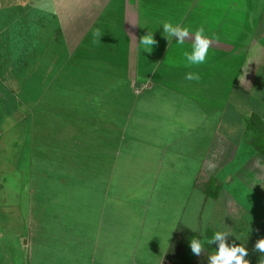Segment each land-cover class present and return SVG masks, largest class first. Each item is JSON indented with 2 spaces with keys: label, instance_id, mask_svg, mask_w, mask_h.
Here are the masks:
<instances>
[{
  "label": "crops",
  "instance_id": "obj_1",
  "mask_svg": "<svg viewBox=\"0 0 264 264\" xmlns=\"http://www.w3.org/2000/svg\"><path fill=\"white\" fill-rule=\"evenodd\" d=\"M2 1L0 162H9L0 163V236L11 214L20 225L15 242L31 234L24 249L50 243L62 226L76 237L70 264H97V251L109 249L99 255L108 264L110 241L128 240L120 226L130 207L158 205L157 193L173 192L180 209L194 193L203 208L202 186L230 177L213 201L219 210L238 193L232 174L221 177L235 161L237 172L264 178V154L254 147L264 135V0ZM35 1L48 2L62 37L49 68L51 45L29 47L37 23L24 15ZM22 22L28 29L14 43L12 27ZM164 22L203 26L213 41L206 62L186 67L191 41L169 43ZM148 31L157 41L150 52L139 44ZM5 48L17 57H4ZM189 72L199 81L185 79ZM15 175L18 194L8 199L4 181ZM252 187L255 201L264 198L256 180ZM9 247L13 259L3 264H16Z\"/></svg>",
  "mask_w": 264,
  "mask_h": 264
},
{
  "label": "rangeland",
  "instance_id": "obj_2",
  "mask_svg": "<svg viewBox=\"0 0 264 264\" xmlns=\"http://www.w3.org/2000/svg\"><path fill=\"white\" fill-rule=\"evenodd\" d=\"M11 1L3 0L2 3L13 4L14 0ZM34 3L36 7L26 10L27 14L24 15V20L32 21L33 24L37 23L32 29V40H36V44L31 43L29 47L31 51L35 50V47L37 48L39 44L51 45V52L48 54L49 60L46 62V66L49 68L52 66V60L61 52L58 51V48L63 45L61 41L62 37L58 32V25L55 18H52L48 2L37 3V1H35ZM27 27L28 23L24 22H22L21 25L12 27V30H17V32H14V35L10 37V39L16 43L17 40L20 39V30L23 32L25 29H28ZM1 28H3V26ZM27 37L28 36H26L25 40H27ZM100 49L101 51H105V48L100 47ZM8 53L9 55L17 57V54L15 55V50L13 51L10 48L3 49L1 54L4 57H10ZM8 162V160H5L0 163L7 169ZM239 165L240 162L235 161L228 166L221 176L224 177L226 174H232L235 179L239 181V184L235 186L238 190V193L234 196L235 198L233 197L228 201L225 207H220L219 210L216 208L213 209V201L216 200L207 199L204 191L202 194L204 198L207 199L208 203L203 208L198 207V205L203 204V202L202 200L199 201V197H197L198 193H194L190 203L185 204L184 208L180 209V198L182 195H175L176 198L180 197L177 198L179 199V204L177 206L176 200L173 199V192L157 193L156 196L163 200L158 202V205L154 204V206H151L143 204L140 205L139 209L130 207V213L127 216L128 224L125 225V223H123V225L120 226L123 231H127L126 236L128 240L118 241L114 239L110 241L113 253L112 257L105 258L111 261V263L109 262L108 264H169L165 262V254L170 247L173 231L179 225L189 227L191 231L202 236L203 241L211 238L216 231H228L232 235L227 238V242L231 244L235 241L236 244H244L249 253L246 259L251 261L257 253V251H254L256 241L264 237V198L262 197V199L255 201L250 192L253 188L252 183L256 180L258 190L261 194L264 193V185L262 183L264 182V178H254L253 176H256V174L251 176L250 169H247V172L243 170L242 172L244 173L237 172ZM255 166L256 164L252 167ZM228 178L230 177H227L225 181L219 178L221 180V190L222 187L226 186L224 182H227ZM5 179L4 190L1 192V195L10 199L13 194H18L15 186H18L19 183L13 182V180L16 179V175ZM189 195L190 194H187V198H189ZM129 196L130 199L137 201L139 194L131 192ZM164 202H166V204H164ZM235 205L237 208L234 207ZM7 207L8 206L2 211L5 217L11 214L10 209ZM21 209L24 213L25 206ZM11 216L12 218L9 220L11 221L13 219L11 225L1 224V230L4 228L8 230V232H2V236H0V264H3V259L5 261L7 258L13 259L8 254L9 246H11L10 252H12V256H15L16 264H36L39 261H41L42 264H70L68 254L72 249L74 253L76 252V237L73 233L71 235L63 232L62 226H53L57 229L58 236L56 229H52L56 236L48 237L53 238L50 243L44 241L40 243V246H29L28 249H24L23 245H26L25 241L30 238L31 234H26L23 239L15 242L16 234L20 231V225H16L18 222L12 214ZM130 218L132 219L131 221ZM22 226L28 229V226ZM208 234H210V237H208ZM70 237L73 238V241H68ZM14 245H16V253L12 249ZM215 250H217V245L215 243L212 245L205 243L204 254L197 257L196 263L205 264L207 262V256L214 253ZM107 252H111V250L108 249L104 251L99 249L97 251V264H101V257L99 255L106 254Z\"/></svg>",
  "mask_w": 264,
  "mask_h": 264
},
{
  "label": "clouds",
  "instance_id": "obj_3",
  "mask_svg": "<svg viewBox=\"0 0 264 264\" xmlns=\"http://www.w3.org/2000/svg\"><path fill=\"white\" fill-rule=\"evenodd\" d=\"M163 33L167 40L176 38V42L183 45L186 41H191V52H184L186 67L198 66L206 62L208 52L213 44L211 38L205 35V29L200 26L195 31L190 30L188 27L181 26L180 24H173L171 22H164ZM139 44L145 47L146 52H150L152 47L157 44L153 37V32H149L142 36ZM185 79L199 81L200 76L196 73L189 72L186 74ZM232 235L228 231H216L213 236L206 241L193 237L190 240L191 253L197 257L204 254L205 243L208 245L216 244L217 250L207 256L208 264H250L246 259L249 255L248 249L244 244H236L233 241L231 244L227 242V238ZM238 239V238H237ZM254 251L261 254L259 264H264V237L259 238L255 245Z\"/></svg>",
  "mask_w": 264,
  "mask_h": 264
},
{
  "label": "trees",
  "instance_id": "obj_4",
  "mask_svg": "<svg viewBox=\"0 0 264 264\" xmlns=\"http://www.w3.org/2000/svg\"><path fill=\"white\" fill-rule=\"evenodd\" d=\"M247 128L250 131L255 130L251 124H247ZM259 134L260 132H258L257 136L254 138V147L264 154V135L259 137ZM202 190L204 191L206 198L217 200L221 191V182L215 178H210L208 182L202 186ZM209 235L210 234H208V237H210ZM193 237L199 238L203 241L202 236L182 225H179L170 243V247L165 254V262L169 264H197V256L191 253V248L189 246L190 240ZM260 258L261 254L257 252L251 259L250 264H259ZM205 264H208V262Z\"/></svg>",
  "mask_w": 264,
  "mask_h": 264
}]
</instances>
